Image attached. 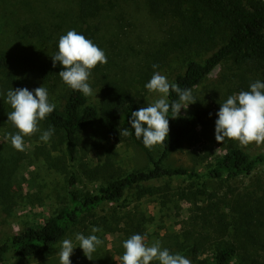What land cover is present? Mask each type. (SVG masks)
I'll return each mask as SVG.
<instances>
[{"label":"trees","instance_id":"obj_1","mask_svg":"<svg viewBox=\"0 0 264 264\" xmlns=\"http://www.w3.org/2000/svg\"><path fill=\"white\" fill-rule=\"evenodd\" d=\"M113 3H112V2ZM78 18L90 22L78 33L91 41L97 40L99 25L103 19L119 15L124 11L131 18V5L143 6L151 21L162 28V43L151 53L148 74L142 80L145 90L150 73L166 68L163 65L170 57L182 60L181 67L173 76L168 69L163 72L170 83H175L191 92L208 78L217 68L225 67L234 72L231 78L223 76L219 92L223 102L241 91H247L250 84L264 82V0H77ZM106 7H109L107 9ZM109 15H106V14ZM120 18L124 20L127 18ZM93 23H96L93 25ZM58 51V47H57ZM56 51V52H57ZM159 67L153 69V65ZM230 66L232 68H230ZM98 65L93 71H98ZM62 67L57 62H39L30 55L12 53L0 54V74L8 71V82L18 88H27L26 79L35 78L43 83L58 82L62 87L60 103L48 118L42 121L46 130L54 128L53 137L63 142L66 155L75 160L79 151L78 135L95 129L113 143H131L144 153L150 168L125 175L100 187L96 194L81 195L77 191L76 176L72 172L68 179L67 203L47 221L25 226L11 238L0 243V264L12 256L34 258L50 252L69 235L76 231L83 233L86 224L95 220L111 231H121L126 238L134 234L145 235L147 216L141 209L111 217H96V212L105 205H118L126 196L136 191L137 199L153 197L156 189L149 183L167 178L187 180H214L218 188L228 187V194L220 196L216 191L207 192L205 181L193 198L206 197L210 201L199 208L204 215L202 226L197 222L177 235L175 250L171 254L190 256L194 264H264V175L255 187L234 188L237 180L250 176L259 166L264 165V153L252 151L255 146L241 147L237 142L225 141L218 144L225 151L217 155L210 169L205 173L181 167L166 168L163 159L169 152L181 150L186 142L193 147L200 142L194 138L198 128L208 126L211 115L207 108L196 109L188 119H172L169 112V135L163 145V154L155 160L137 139L134 129L128 123L131 113L143 107V94L133 92L130 87L111 74L94 78L97 101L90 103L78 91L68 88L58 76ZM92 71V72H93ZM228 72V73H229ZM21 79H18L19 77ZM33 91L37 88L32 84ZM169 102L177 101L170 93ZM128 129L129 135L120 133ZM96 140V139H95ZM236 181V182H235ZM226 182V183H225ZM225 183V186H224ZM135 196V193H134ZM215 200V201H212ZM15 206L8 189V212ZM115 229H111V224ZM121 226V227H119ZM204 233H202V232ZM207 254V255H205Z\"/></svg>","mask_w":264,"mask_h":264},{"label":"rangeland","instance_id":"obj_2","mask_svg":"<svg viewBox=\"0 0 264 264\" xmlns=\"http://www.w3.org/2000/svg\"><path fill=\"white\" fill-rule=\"evenodd\" d=\"M77 5V0H0V54L30 55L39 62H52L51 57L57 51L59 38L69 30L78 32L90 24L78 18ZM140 5H131V18H127L122 10L119 15L101 21L100 31L96 33L97 40L92 42L105 52L107 63L99 65L98 71L91 73L88 82L93 96L87 97L90 103L97 101L98 91L94 87V78L103 74H111L116 79L125 81L133 92L143 94V107L158 98L146 88L143 89L142 80L149 73L151 53L162 43V28L147 17ZM123 17L127 20H119ZM182 62L178 57L172 56L163 65H166L165 70L168 69L169 76H173ZM165 70L158 68L150 75L152 77L154 72L163 75ZM228 72L229 69L225 67L217 68L191 92L196 102L190 104L187 110L181 109L179 117L188 119L196 109L207 108L211 118L208 126L204 129L198 128L191 138L200 139V142L193 147H189L190 144L186 142L181 150L169 152L163 159L164 167H181L205 173L211 168L215 157L225 151V147L218 146L214 139L216 113L223 103L219 92L220 83L223 76L231 78L234 73ZM8 77V71L0 74V243L20 232L25 226L47 221L65 205L68 179L72 172L76 176L77 191L81 195H91L115 179L150 168L144 153L131 143H113L101 134L92 138V135L98 134L97 124L95 129L78 135L79 151L75 160L68 158L63 142L57 140V137L52 136L47 143L39 139L45 131L42 123L39 125L40 132L25 139L24 151L14 150L10 139L6 138L9 133L15 134L16 131L7 121V115L12 109L6 103V93L10 88L15 90V86L8 82ZM17 78L21 79L20 76ZM26 80L30 82L26 86L29 91H33L32 84L43 86L48 91L49 102L59 105L62 86L58 82L43 83L35 78ZM252 151L264 153V145L254 146ZM150 152L158 160L163 154V148L156 147ZM263 175L264 165H261L250 176L235 181L232 189L245 186L253 188ZM205 181L208 184L205 188L207 192L216 191L220 196L228 194L230 186H225L226 182L225 187L220 189L218 182L214 180L167 178L148 184L147 187L156 189L153 197L137 199L136 191H133L126 196L124 203L105 205L95 215L98 218L108 217L112 221L113 212L122 215L131 212L133 208L141 209L148 217L144 235L146 244L151 246L158 240L161 248H166L171 253L175 250L177 235L181 236L194 221L198 223V228L202 226L204 215L197 207H206L210 201L199 196L194 199L192 194L201 189ZM8 189L15 201L13 210L9 212ZM94 223L97 225L86 224L87 230L83 233L76 231L65 238L71 239L77 246L70 257L71 264H121L123 242L128 238L121 231L109 230L99 220ZM92 227L102 229L95 235L104 243L98 246L93 253V260L90 261L78 247L75 236L92 235ZM115 227L114 223L110 226L111 229ZM61 244L62 242L57 248L34 258L12 256L4 264H60L58 253ZM184 256L194 264L190 256Z\"/></svg>","mask_w":264,"mask_h":264},{"label":"clouds","instance_id":"obj_3","mask_svg":"<svg viewBox=\"0 0 264 264\" xmlns=\"http://www.w3.org/2000/svg\"><path fill=\"white\" fill-rule=\"evenodd\" d=\"M52 66L57 62L62 67L58 76L71 90L82 93L85 97L93 96L89 84L92 71L98 66L107 63L105 52L90 39L75 30H69L59 38L58 51L51 57ZM153 69L158 65H153ZM149 93L158 98L146 107H141L131 113L128 122L137 139L142 138L144 147L153 150L163 147L169 135V118H179L181 109L187 110L190 104L196 101L190 89H181L178 84L170 83L166 76L154 72L151 79L145 84ZM170 93H175L177 101L169 102ZM97 97V94H96ZM6 103L11 111L7 121L16 130L9 133L11 146L16 151H24L25 139L40 132V123L46 120L55 109V104L49 102V94L45 87H37L34 91L27 88H10L6 93ZM211 115V114H210ZM215 120V140L221 144L225 139L237 142L241 147L264 145V82L259 80L250 84L247 91L229 96L220 104ZM54 133L51 126L43 131L39 137L42 142H49ZM128 129L120 135L128 136ZM99 227H92V235L76 234L75 240L83 255L93 260V253L104 241L95 233L101 232ZM77 248L71 239H64L58 253L60 264H71L70 257ZM121 264H191V260L182 254H171L168 249H162L160 241H154L151 246L146 244L145 237L134 234L123 242Z\"/></svg>","mask_w":264,"mask_h":264}]
</instances>
